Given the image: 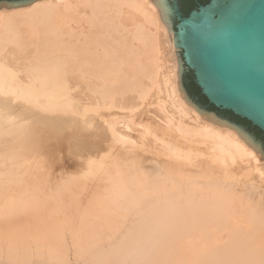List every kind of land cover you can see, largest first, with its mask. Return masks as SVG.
Segmentation results:
<instances>
[{"label": "bare ground", "instance_id": "6f19581e", "mask_svg": "<svg viewBox=\"0 0 264 264\" xmlns=\"http://www.w3.org/2000/svg\"><path fill=\"white\" fill-rule=\"evenodd\" d=\"M175 56L150 0L0 10V264H264V163Z\"/></svg>", "mask_w": 264, "mask_h": 264}, {"label": "water", "instance_id": "95a60500", "mask_svg": "<svg viewBox=\"0 0 264 264\" xmlns=\"http://www.w3.org/2000/svg\"><path fill=\"white\" fill-rule=\"evenodd\" d=\"M34 1L41 0H0V10ZM150 1L173 35L182 99L207 120L234 129L264 163L262 138L227 114L209 110L229 111L264 136V0H210L189 15L179 0ZM191 73L208 106L187 87Z\"/></svg>", "mask_w": 264, "mask_h": 264}, {"label": "trees", "instance_id": "16d2710c", "mask_svg": "<svg viewBox=\"0 0 264 264\" xmlns=\"http://www.w3.org/2000/svg\"><path fill=\"white\" fill-rule=\"evenodd\" d=\"M179 1H180V5L182 8V12L185 15H189V13L193 11L194 9H197L199 5H206L209 3L210 0H179ZM188 79H189V83L187 84V87H189V89H191L195 93V95L199 98V100L202 102L203 105L208 106V101L201 94L200 89L194 82V77L192 73L188 75ZM209 110L227 114L231 118V120L236 121L238 123L245 124L249 129L253 130L259 138H262L264 140V136L262 135V133L258 129L252 127V125L248 121L241 119L237 116H234L229 111H220L213 106H209Z\"/></svg>", "mask_w": 264, "mask_h": 264}, {"label": "rangeland", "instance_id": "374dc122", "mask_svg": "<svg viewBox=\"0 0 264 264\" xmlns=\"http://www.w3.org/2000/svg\"><path fill=\"white\" fill-rule=\"evenodd\" d=\"M163 40L166 41L167 38L164 37ZM164 44H165V43H164ZM165 46H166V47H165ZM168 46H169L168 44H165V45H164V49H166V50L169 49ZM167 47H168V48H167ZM175 57H176V56H175ZM175 59H176V58H175ZM168 60H169V61H168ZM172 60H173L172 58H171V59H170V58H167L168 63H170V64H168V66H169V65H170V66L173 65ZM171 63H172V64H171ZM54 171H55V172H54ZM56 171H57V172H56ZM53 172H54V173H53ZM60 172H61V170L58 171L57 169H56V170H55V169H51V170H50L49 174H50V176H51V178H52L53 181L51 182V185H49L48 187H46V188H47V189H45L46 192H48V190H49V191L51 190L52 187H50V186H53V188H55L54 185H56V182H58V181L60 180V178H59L60 174H58V173H60ZM47 173H48V169L45 167V169L43 170V174H45V176H46ZM56 173H57V175H55ZM30 176H31V175H29V177H30ZM54 176H55V177H54ZM56 176H58L57 178H58L59 180L56 178ZM65 176L69 178L70 175L66 174ZM54 178L57 179V180H55ZM70 178H72V176H70ZM73 178H75V177H73ZM54 180H55L56 182H55ZM53 183H54V185H53ZM59 183H60V181H59L57 184H59Z\"/></svg>", "mask_w": 264, "mask_h": 264}]
</instances>
